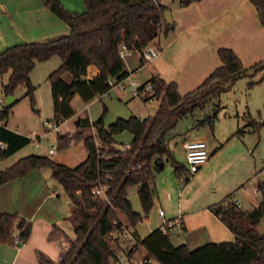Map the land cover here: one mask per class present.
<instances>
[{
    "label": "trees",
    "instance_id": "16d2710c",
    "mask_svg": "<svg viewBox=\"0 0 264 264\" xmlns=\"http://www.w3.org/2000/svg\"><path fill=\"white\" fill-rule=\"evenodd\" d=\"M192 0H179L182 5ZM85 8L75 11L61 0H44V5L69 25V31L45 40H29L11 44L0 51V85L5 97L13 94L15 87L24 84L25 95L33 98L34 85L30 72L35 61L53 55L60 57V64L47 76L53 103V122L74 113L71 99L78 95L89 101L109 89L108 77L117 79L129 75L121 44L131 52L139 53L140 64L145 62L142 49L157 37L162 28L172 22H163L167 8L162 0H83ZM259 20L264 24V0H251ZM164 26V27H163ZM221 63L194 89L180 93L175 81L165 80L158 73L151 74L144 83H150L153 94L159 98L154 111L145 118L135 114L118 116L107 125L102 113L95 120L88 116L78 119L79 129L73 134H58L57 146L64 147L74 139H82L87 151L85 158L75 166L57 162L44 154L30 153L0 169V184L24 175L32 168L48 165L52 176L63 186L71 201L70 218L75 237L67 239L68 247L54 261L39 251V261L44 264H108L110 258L118 259L124 252L133 258L139 248L144 249L141 264H264V232L257 225L264 214V178L257 180L260 198L251 208H244L228 192L221 199L208 205V209L233 233V240L206 241L190 247L182 242L174 244L169 232L158 226L141 237L135 224L145 218L153 204L155 194L154 172L163 168V155L172 153L165 133L177 118L201 105L207 96L229 90L237 78L253 76L263 71L264 58L243 66L236 52L228 46L217 49ZM94 65L97 73L87 78V68ZM71 74L68 83L62 75ZM8 73L7 80L3 76ZM255 80L249 81L253 83ZM144 99H147L145 97ZM14 99L0 108V160L11 155L29 142L30 137L10 129L3 122L9 114ZM215 110L200 120L213 124ZM264 122L249 120L250 129L259 128ZM94 129L95 135L85 133ZM128 130L132 139L118 145L114 135ZM237 128L236 134L242 133ZM174 173L188 180L187 167L172 158ZM137 186L142 211L132 207L127 188ZM96 186L104 187V194L92 192ZM122 217L132 228V243L122 246L115 233L123 228ZM19 232L15 235V230ZM31 230L30 222L16 212H0V243L23 242ZM67 238V237H66Z\"/></svg>",
    "mask_w": 264,
    "mask_h": 264
},
{
    "label": "crops",
    "instance_id": "0c3cea01",
    "mask_svg": "<svg viewBox=\"0 0 264 264\" xmlns=\"http://www.w3.org/2000/svg\"><path fill=\"white\" fill-rule=\"evenodd\" d=\"M43 2L44 0H0V50L17 42L45 40L69 31V25ZM162 2L170 15L169 21L163 15V22H172V24L166 30L162 28L157 37L152 40L159 47L158 55L143 64H140L138 58L133 65L130 64L131 71L127 68L133 72L146 66L147 76L143 78L145 79L143 82L151 74L158 73L167 81H175L180 93L192 90L221 63L217 53L220 46L231 47L239 56L243 66L251 65L264 58V24L259 20L257 9L251 0H192L185 5H182L179 0H162ZM97 71L94 65H89L87 78L94 76ZM62 78L69 83L72 77L69 72H65ZM109 90L111 89L95 95L89 101H84V105L77 110L71 99L74 113L64 120L76 117L75 132L79 129L80 117L88 116L91 121L95 120L89 115L91 101L101 98L105 93H109ZM87 108L86 114H80ZM59 125L60 123L58 127ZM123 131L114 135L117 142V135ZM132 136L123 144L129 143ZM185 140L182 141V147ZM22 147L5 157L9 158V161L1 164L0 169L26 155L20 154L22 156L11 158ZM219 151V146L215 144V153L209 155L198 170H206L212 164L214 165ZM251 158L247 155L234 174L236 176L234 181H240V184H243L250 177L253 170ZM226 160L227 158H222L220 161L224 163ZM172 182V179L164 181L161 191L158 189L159 185L155 188L157 200H155L154 210L162 209L164 215L158 212L153 219L147 218L137 222L134 228L141 237L161 226L165 220L174 221L166 228L167 231H170V227L175 228L179 225L181 231L178 230L177 235L181 232L186 236L191 234V238L187 236L188 240L183 241L186 244H188L187 241L193 242L192 246L188 244L190 247L206 241L230 240L234 237L227 226L208 209L210 203L222 197L196 202V199L191 201L192 198L185 195L179 199L176 207L173 204L170 209L169 196L172 194ZM167 198L168 201H165ZM236 201L241 204L238 197ZM70 210V198L63 186L52 176L48 165L32 168L24 175L0 184V212H16L31 224L30 234L23 244L16 245L15 240L0 243V264H44L39 261L37 254L39 251L54 261L58 260L69 245L67 239L75 237ZM122 221L123 228L115 233V236L124 247L131 244L133 239L130 233L132 228L126 224L125 217H122ZM18 232L19 230L16 229L15 235ZM124 239L129 243L123 242ZM139 252L143 256L144 249L139 248L134 256ZM119 254L125 255L124 252Z\"/></svg>",
    "mask_w": 264,
    "mask_h": 264
},
{
    "label": "rangeland",
    "instance_id": "374dc122",
    "mask_svg": "<svg viewBox=\"0 0 264 264\" xmlns=\"http://www.w3.org/2000/svg\"><path fill=\"white\" fill-rule=\"evenodd\" d=\"M63 3L67 7L71 6L72 10L75 11L85 8L83 0H65ZM138 58L139 53L130 52L124 58L126 68L131 71L130 64L133 65ZM60 62V57L57 55L45 60L35 61L30 72L31 83L34 85L33 98L25 95L27 87L24 84H19L15 87L12 95H14L16 101L7 117L3 119V122L10 129L18 130L28 135L30 140L11 158L30 153L44 154L68 166H75L85 158L87 151L82 139H74L64 147L57 146L58 134H64L68 131H70L68 132L70 134L75 132L76 117L64 121L60 120V125L57 129L49 125L54 119L50 83L47 76ZM146 69L147 67L145 66L141 70L130 72L123 80L126 84L123 90L115 86L109 90V93L102 95L101 98L92 100L91 109L89 110L90 118L96 119L101 114L103 105L107 106L103 114L104 124H108L117 116L126 117L130 114H135L144 117L151 114L157 106L160 97L152 94L149 99H144V95H132V87L128 85L131 80H135L138 83L143 82L145 80L143 78L147 76ZM262 72L259 71L253 76H241L237 78L229 90L222 91L218 95L205 97L201 105L178 117L175 124L167 130L165 139L172 157L168 158L163 155V168L154 172V185L155 188L159 185L158 189L161 191L160 188L164 181L167 182L172 179V194L169 196L170 209L173 204L176 207L179 199L185 195L190 196L192 198L191 201L196 199V202H198L221 198L228 192H232L235 199L236 197L240 199L244 208H251L254 203L258 202L260 194L256 190V182L264 178V123L257 129H250L251 126L247 123L249 120L264 122V79H259ZM7 77L8 73L3 76V80L6 81ZM251 80L255 81L249 83ZM2 96L5 99L4 93ZM4 103L5 100L0 103V108ZM72 103L76 110L84 105V101L78 95L73 96ZM214 108H216L217 115L213 120V124L200 123L201 119L215 110ZM87 112L88 108L81 111L80 114H86ZM237 128H242V133L236 134ZM85 133L95 135L92 128H86ZM131 136V132L124 130L117 135L118 144L122 145ZM189 138L204 139L209 155L216 152H214L215 144L219 146L220 151L216 154V163L214 165L212 164L206 170H198L190 175L188 180H184L174 173L172 158L187 167L182 141ZM247 155L253 159V170L250 173V177L243 184H240V181H234L236 177L234 174H236L239 166L243 164L242 162ZM222 158H227V160L223 163V161H220ZM5 159L1 160L0 165L9 161V158ZM136 187V185L128 186L127 192L132 207L135 210L142 211ZM168 189L170 188L168 187ZM156 192L157 189L155 194ZM164 192L165 186L163 194ZM155 194L153 196V204L147 216L142 220L153 219L158 215L157 209L156 211L154 210L155 200H157ZM165 201H168V198ZM180 229L179 225L175 226V228H169V236L174 244L182 243L188 240V237L191 238V234H188L187 237L182 232L177 235V231H181ZM257 230L264 232V214L260 218ZM233 238L230 240H233ZM123 242L129 243L126 239ZM187 242L192 246L193 242ZM119 256L120 258L116 261L110 258L108 264H130L124 254L122 256L119 254ZM141 257L142 253L139 252L136 256H133V259L138 261ZM156 264L160 263L156 262Z\"/></svg>",
    "mask_w": 264,
    "mask_h": 264
},
{
    "label": "built area",
    "instance_id": "2783aa9c",
    "mask_svg": "<svg viewBox=\"0 0 264 264\" xmlns=\"http://www.w3.org/2000/svg\"><path fill=\"white\" fill-rule=\"evenodd\" d=\"M130 50L127 49L125 44H121L120 48V55L125 58L128 54H130ZM142 57L145 61H151L153 60L159 53V47L152 41H150L143 49H142ZM127 77V76H126ZM117 79L114 76L108 77V84L109 89L118 86L120 89H124L126 87V84L124 83V79L126 78ZM129 86L132 87V95H144V98L147 97L149 99L151 95L153 94L152 88L150 83H138L135 80H131L128 83ZM2 86L0 85V103H3L4 100L6 102V97L4 99V96H2ZM50 127L57 129L58 124L52 121L50 124ZM183 148L185 150V156H186V162H187V176L190 177L193 173L197 172L199 167L206 162L207 158L209 157V152L207 149V145L204 139L202 138H189L186 139L183 142ZM183 178V177H181ZM92 192L94 194L103 195L104 194V187L103 186H96L92 188ZM159 214L164 215V212L162 209H159ZM179 217V216H178ZM173 220H165L161 227L166 230L168 226H171L173 224ZM24 242L20 240L19 238L15 239L16 245H21ZM127 260L130 264H141L144 259L140 258L138 261H134V259L130 256H126Z\"/></svg>",
    "mask_w": 264,
    "mask_h": 264
},
{
    "label": "water",
    "instance_id": "95a60500",
    "mask_svg": "<svg viewBox=\"0 0 264 264\" xmlns=\"http://www.w3.org/2000/svg\"><path fill=\"white\" fill-rule=\"evenodd\" d=\"M163 15L165 16V18L168 21L170 20L169 11L167 9L164 10ZM13 100H14V95L9 94L6 96V103L10 104ZM143 118H145V117H143Z\"/></svg>",
    "mask_w": 264,
    "mask_h": 264
}]
</instances>
